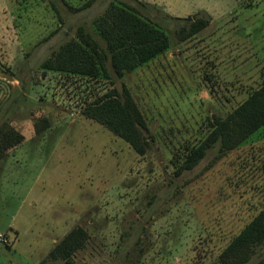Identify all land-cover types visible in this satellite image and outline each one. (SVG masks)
Here are the masks:
<instances>
[{"label":"rangeland","instance_id":"rangeland-1","mask_svg":"<svg viewBox=\"0 0 264 264\" xmlns=\"http://www.w3.org/2000/svg\"><path fill=\"white\" fill-rule=\"evenodd\" d=\"M112 2L170 39L123 77L95 25ZM198 18L209 25L185 38ZM80 26L108 52V76L44 68ZM263 82L264 0H0V128L25 135L0 160V264H67L45 259L76 226L89 239L73 264H220L264 208V130L176 172L211 122ZM124 85L149 127L145 155L83 114ZM263 257L264 245L250 264Z\"/></svg>","mask_w":264,"mask_h":264},{"label":"trees","instance_id":"trees-1","mask_svg":"<svg viewBox=\"0 0 264 264\" xmlns=\"http://www.w3.org/2000/svg\"><path fill=\"white\" fill-rule=\"evenodd\" d=\"M95 25L107 42L113 69L119 77L164 53L170 46L165 31L141 16L131 5L110 3ZM208 25L209 21L204 18L194 19L189 30L183 29L184 37L197 34ZM109 57L92 34L80 26L77 38L64 43L43 66L48 70L96 78L102 74L108 76ZM83 114L125 139L140 155H145L151 146V137L145 133L149 130L146 118L126 85L122 90L114 86L97 96L84 108ZM211 127L199 145L188 148L177 169L178 175L195 168L217 145L223 156L264 130V82L232 112L217 116ZM42 129L37 127V131ZM24 140L23 133L4 124L0 128V160ZM88 239L89 233L83 226L72 228L54 245L45 261L63 260L73 264L75 254L86 246ZM262 245L264 208L222 250L220 264H250ZM255 264H264V257Z\"/></svg>","mask_w":264,"mask_h":264}]
</instances>
